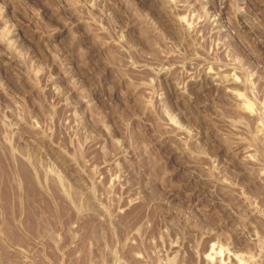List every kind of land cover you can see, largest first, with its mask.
I'll return each instance as SVG.
<instances>
[{
	"label": "rangeland",
	"instance_id": "obj_1",
	"mask_svg": "<svg viewBox=\"0 0 264 264\" xmlns=\"http://www.w3.org/2000/svg\"><path fill=\"white\" fill-rule=\"evenodd\" d=\"M0 264H264V0H0Z\"/></svg>",
	"mask_w": 264,
	"mask_h": 264
}]
</instances>
